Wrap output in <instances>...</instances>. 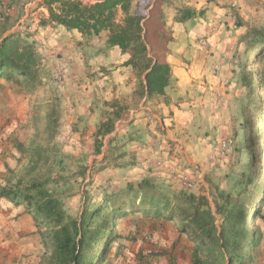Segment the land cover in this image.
Listing matches in <instances>:
<instances>
[{"label":"rangeland","instance_id":"374dc122","mask_svg":"<svg viewBox=\"0 0 264 264\" xmlns=\"http://www.w3.org/2000/svg\"><path fill=\"white\" fill-rule=\"evenodd\" d=\"M217 1L212 0L211 4L226 10L227 15L220 14L218 19L222 20L209 26V35L201 36L206 40L204 47L196 45L198 37L195 36L192 40L196 51H202L209 56L210 84H205L203 77L202 88L188 97L183 106L191 107L194 112L190 109L189 117L193 114L194 116L187 133L181 134L179 130L183 129L177 131L185 139L182 138L179 152L175 150L179 157L175 158L177 162L172 165L175 171H172L171 176H165L162 181L153 174L152 166L144 165L137 159L136 146L134 148L132 143L146 145L144 138L142 140L131 136L134 133L133 128H125L136 117V109L140 105L134 92L137 77L130 68L129 76L124 82L116 80L113 71L121 67L122 64H118L121 57L118 52L108 50L104 54V34L84 39V48L78 45V49L76 39L71 35L64 39L66 44L61 45V48H57L58 42H52L50 39L51 36L53 40L57 39L58 33H48L42 39L35 40L28 37L41 55L44 84L28 90L15 77L0 78V96L7 97L14 105L17 119H26V123L17 126L22 132L19 139L12 140V146L19 154L16 171L28 162V155L22 148L30 147L32 142L46 145L49 148L46 155L49 156L50 173L58 180V189L62 191L66 209L72 215H77L82 209L84 196L87 204L92 207L101 202L105 195L124 190L128 185L135 187L143 178L151 179L156 187L170 195L180 192L208 195L211 184L220 190H231L233 187L235 189V179L249 158L244 141L246 121L242 115V108L248 100L245 81L251 70L264 72V61H249L251 53L248 52L247 44L241 40V35L248 25L264 24V0H244L241 5L230 1ZM173 3L180 4L178 0H170L166 5L165 0L160 9L168 7L171 9L169 13H172L173 9L185 5L181 3L179 7H175ZM189 7L193 6L190 4ZM160 9L158 8L157 12ZM192 9L196 12L192 18L202 19L203 23L209 20L206 11L210 9L207 7L201 5ZM163 15L161 20L165 22L168 16L166 13ZM216 15L214 12V18H217ZM151 26L150 35L159 37L154 22H151ZM25 32L24 27L19 31L23 37L28 36ZM79 50L81 53L85 50L86 54L76 68L78 76L71 85L67 80L72 60L70 55ZM207 85L210 86L209 89ZM257 95L260 96L264 110V88L257 90ZM55 96L58 99L57 120H51L52 124L46 127L47 121L43 116L49 111V105ZM175 96L172 93L168 99L174 102L182 99L184 95ZM113 99H117L120 105L126 106L127 109L117 113L104 103ZM175 103L177 105V101ZM253 110L252 107L251 111ZM105 120L113 121V131L104 138H96L98 124ZM151 122L154 123L153 129L161 128L155 118H151ZM260 126L264 127V117ZM166 129L174 130V123L166 124ZM254 134L257 164L260 175L264 178V133L258 130ZM110 137H114L112 144L118 149L116 153L122 151L124 155L115 163L104 166L98 161L106 152ZM177 137L179 138V134ZM43 171L44 169L41 170ZM186 183L190 185L187 186ZM262 205L263 218L258 217L255 222L262 237L253 248L247 264H259L264 258V204ZM166 221L162 217L137 213L121 218L117 227L119 238L112 243L102 264H159L158 257L161 253L158 252V245L170 242L171 236L181 233L176 225L169 226ZM180 239L179 235L176 241ZM182 243L183 248L188 251L190 245L194 247L189 238L184 239ZM152 246L158 249L147 251ZM170 247L174 248V245ZM43 252L42 245V254ZM41 257L42 255L40 259ZM188 257V261L191 259L192 262L193 253ZM184 259L181 258L179 264H184Z\"/></svg>","mask_w":264,"mask_h":264},{"label":"trees","instance_id":"16d2710c","mask_svg":"<svg viewBox=\"0 0 264 264\" xmlns=\"http://www.w3.org/2000/svg\"><path fill=\"white\" fill-rule=\"evenodd\" d=\"M164 1L42 0L39 4L46 8L47 17L40 19L39 24L60 25L86 39L104 34L106 48L117 47L122 54L129 55L124 65L137 77L134 92L138 101L149 100L165 94L174 82L169 64L162 59L170 39L160 10L157 12ZM195 13L183 5L177 8L174 20L185 22ZM151 22L159 34L157 38L150 35ZM27 38L16 31L0 37V78L15 77L29 90L44 84V76L41 55ZM241 40L251 53L249 61H264V24L248 25ZM245 85L248 100L242 115L246 121L244 141L249 158L235 179V189L220 190L211 184L208 195L185 192L170 195L151 179L143 178L135 187L128 185L124 190L105 195L92 207L84 196L82 209L72 215L66 209L58 180L50 173L46 155L49 148L35 142L22 148L28 162L18 171L10 172L6 183L0 185V198L24 206L31 214L44 247L40 264H102L112 243L119 238L120 219L135 213L174 221L194 245L192 264H247L262 237L255 222L256 218H263L264 178L257 164L254 133L258 130L264 133V127L260 126L264 110L257 95V90L264 88V72L249 71ZM51 101L43 116L46 127L52 124L51 120H57L58 99L55 96ZM104 103L117 113L127 109L117 99ZM113 127V121H101L96 138H104ZM113 138L108 139L106 152L98 161L104 166L124 155L122 151L116 153Z\"/></svg>","mask_w":264,"mask_h":264},{"label":"crops","instance_id":"0c3cea01","mask_svg":"<svg viewBox=\"0 0 264 264\" xmlns=\"http://www.w3.org/2000/svg\"><path fill=\"white\" fill-rule=\"evenodd\" d=\"M41 1L0 0V37L13 31L19 33L20 29L24 27L26 28L25 33L33 40L42 39L48 33H52V35L58 33L57 39L53 40V37H50L52 42H58L57 48H61V45L66 44L64 39L69 35L75 37L77 42L76 49L79 46H83L84 43L82 41L86 38H83L76 31H68L60 25L47 24L42 26L39 24L40 19L47 17L46 8L39 4ZM224 1L241 5L244 0ZM133 2L136 4L135 1ZM178 2L180 4L184 3V6L188 7L191 4L193 6L190 7L191 9L195 7L199 8L201 5L204 8L207 7L210 9L206 11L209 20L203 23L202 19L191 18L185 22H177L174 20L177 9H173L172 13H169L171 9L169 10L168 7L163 10L160 9L159 14L162 17L164 16L163 13H166V16H168L163 25L170 34V39L166 45V52L162 59L169 64L174 82L171 87L166 89L165 94L157 95L149 100L142 99L139 107L136 109V117L131 124L125 127H131V130L133 128L134 133H129L131 136L138 139L144 138L146 145L137 144L136 142L132 143L134 148L136 146L137 159L138 161L141 160V163L144 165L149 164V166H152L153 174L162 181H164L165 176L169 177L172 171H175V167H172V165L176 164L177 159L175 158L179 157V154L175 150L179 152L182 140L185 139L181 134L187 133L193 120L194 114L189 117L191 114L190 109L192 108L187 105L183 108V106L187 103L188 97L192 96L195 91L197 92L199 88H202L203 77L205 84H210L209 56L203 54L202 51H196L192 40L205 34L209 35L211 31L209 26L222 20L218 19L220 14L227 15L226 10L213 6L211 4L212 0H190L189 2L188 0H178ZM179 5L174 4L175 7H179ZM214 12L217 13V18H214ZM28 32L32 33L29 34ZM54 37L56 38V36ZM107 50L120 54L121 59L118 61L120 62L118 64L122 65L121 67H117L113 72H115L114 76L118 82H124L130 73V67L123 66L124 62L128 60L129 55L122 54L117 47L104 49V54L107 53ZM84 54H86L85 50L82 53L79 50L70 55L73 61L71 60L69 65L67 80H69L71 85L78 76L76 68L83 61ZM207 88L209 89L210 86ZM172 93L177 97L178 95L184 96L182 99L171 102L168 96ZM15 110L14 105H12L7 97L0 96V185L6 183L11 171H16L15 167L19 154L12 146V140L14 141L15 138L19 139L21 136L22 132L17 128L18 124L26 123V119L22 121V119L16 118ZM192 111L194 112L193 109ZM151 118H155L159 125H161L160 129H153L154 123L151 122ZM169 122L174 123L175 129L172 131L166 129V124ZM178 130L181 131V134L177 132ZM178 134L179 138L177 137ZM166 182L168 181L166 180ZM153 183L155 184V182ZM166 223L170 224L169 226L176 225L174 221H166ZM179 235L181 239L180 241H176ZM187 238L185 233H177L175 236H171L170 242L166 241V244L158 245L160 249L152 246L147 251H156L155 249H158V252L161 253V256L158 257L159 264H172V262L179 264L181 258H185V262L182 263L192 264L191 259L190 262L188 261V255L193 253L194 247L190 245V251H188L187 248H183L182 243ZM171 245H174V248L170 247ZM41 255L42 240L31 214L27 212L24 206H15L10 201L0 198V264H38ZM259 264H264V258Z\"/></svg>","mask_w":264,"mask_h":264},{"label":"built area","instance_id":"2783aa9c","mask_svg":"<svg viewBox=\"0 0 264 264\" xmlns=\"http://www.w3.org/2000/svg\"><path fill=\"white\" fill-rule=\"evenodd\" d=\"M205 44H206V40L203 37H200V38L196 39V45L198 47H204ZM186 185L189 186L190 183H186Z\"/></svg>","mask_w":264,"mask_h":264}]
</instances>
